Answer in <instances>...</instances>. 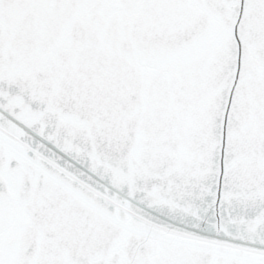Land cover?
Listing matches in <instances>:
<instances>
[{
  "label": "snow or ice",
  "instance_id": "obj_1",
  "mask_svg": "<svg viewBox=\"0 0 264 264\" xmlns=\"http://www.w3.org/2000/svg\"><path fill=\"white\" fill-rule=\"evenodd\" d=\"M0 264H264V0H0Z\"/></svg>",
  "mask_w": 264,
  "mask_h": 264
}]
</instances>
